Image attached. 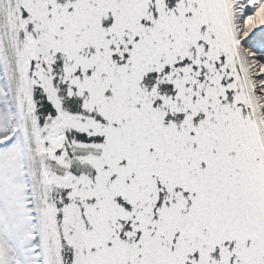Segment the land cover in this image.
<instances>
[{
	"label": "snow or ice",
	"instance_id": "6c2138e0",
	"mask_svg": "<svg viewBox=\"0 0 264 264\" xmlns=\"http://www.w3.org/2000/svg\"><path fill=\"white\" fill-rule=\"evenodd\" d=\"M0 264H264V0H0Z\"/></svg>",
	"mask_w": 264,
	"mask_h": 264
}]
</instances>
